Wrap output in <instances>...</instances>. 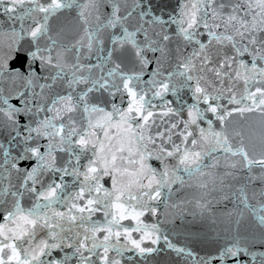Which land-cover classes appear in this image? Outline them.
<instances>
[{"label": "snow or ice", "instance_id": "6c2138e0", "mask_svg": "<svg viewBox=\"0 0 264 264\" xmlns=\"http://www.w3.org/2000/svg\"><path fill=\"white\" fill-rule=\"evenodd\" d=\"M0 264H264V0H0Z\"/></svg>", "mask_w": 264, "mask_h": 264}]
</instances>
